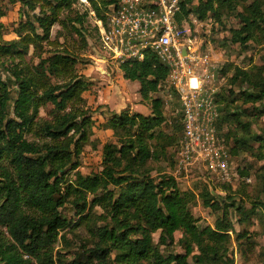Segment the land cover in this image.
<instances>
[{"label":"trees","instance_id":"1","mask_svg":"<svg viewBox=\"0 0 264 264\" xmlns=\"http://www.w3.org/2000/svg\"><path fill=\"white\" fill-rule=\"evenodd\" d=\"M11 1L19 2L24 21L18 23V39L12 41L3 39L0 23V66L10 75L7 83L0 77V264H111V254L115 255L116 264H234L231 236L236 235L234 242H239L246 235H238L228 218L227 210L234 207V203L228 204L230 198H202V205L213 213L220 212V216L214 225L200 228L189 208L191 194L181 192L170 175H151L150 163L166 157L164 140L172 141V137L176 139L174 144L167 145L174 149L175 164L182 134L180 107V119L167 121L163 100L157 96L163 89L175 95L168 85L166 66L151 52H146L142 61L119 66L126 80L139 84L141 97L150 102V114L122 111L107 117L106 128L113 131L116 144L103 146L99 172L83 176L77 170L78 158L93 134V121L83 98L90 81L76 73L80 58L65 46L67 36L84 37L83 18L62 17L70 11L73 0ZM225 1L230 0L220 4L223 6ZM90 2L98 20L105 25V14L119 0H107L102 8L95 0ZM191 2L180 0L178 22L187 15L185 7ZM263 7L260 0H254L238 14L239 26L230 30L232 44L243 46L253 41L264 45ZM217 9L213 0H204L194 13L203 21L207 14L218 17ZM55 25H60L61 30L51 43ZM44 42L50 47L53 43L59 45L45 52L41 49ZM86 45L84 42L82 49ZM30 48L38 59L37 65L26 61ZM229 79V93L235 95L238 87L253 113L241 108L230 111L224 106L218 110L217 134L224 136L222 128L234 120L236 129L241 127L242 134L249 136V126L242 116L264 117V65H254L248 71L239 68ZM244 86L252 92L242 91ZM40 106L52 107L51 119L41 120L39 128H35L36 139L29 140L26 133L38 125L35 117ZM237 136L233 138L229 161L231 154L239 151L264 160V156L253 153L249 142ZM253 139L259 148L264 147L263 136ZM73 172L74 179L69 180L68 175ZM96 204L107 214L101 227L96 223L89 226L87 221L89 210ZM255 208L264 216L263 203L253 205L252 211ZM67 211L78 217L74 228L87 221L89 238L80 245L85 262L71 254L68 244L63 246V232L72 230V223L64 216ZM235 211L244 213L240 207ZM236 222L245 223L243 219ZM176 233L181 234L177 243L182 253L169 251L176 243ZM154 235H158L157 242ZM87 244L91 247L87 248ZM69 255L73 258L68 259ZM260 255V264H264V247Z\"/></svg>","mask_w":264,"mask_h":264},{"label":"rangeland","instance_id":"2","mask_svg":"<svg viewBox=\"0 0 264 264\" xmlns=\"http://www.w3.org/2000/svg\"><path fill=\"white\" fill-rule=\"evenodd\" d=\"M106 1L95 0L99 8H102V4ZM200 1L204 0H192L191 3H187L185 7L187 15H183V18L190 23L191 28L199 29L200 36L204 38L205 47L211 51L213 59L218 62L222 74L226 77L217 99L218 110H222L226 106L227 110L230 111L241 108V111L246 110L252 114V106L244 103L238 87L234 89L235 95L229 93L231 89L229 78L239 68L248 71L254 65H264V45L250 41L240 46L230 42V30L237 29L239 26L238 14L242 13L244 7L254 0H230L225 1L226 4L223 6L220 4L223 0H213L214 6L219 8L217 9L219 16L212 17V15L207 14L205 20L200 22L201 25L194 27L195 24L191 22L193 20L200 21L194 13V8L198 6ZM260 2L264 4V0H260ZM0 11L2 12L0 23L2 24L1 35L3 39L5 41L17 40L18 23L24 21L19 2L0 0ZM66 16L72 20L76 19L77 16L82 17L83 24L81 28L85 30L84 37L74 34L73 36H67L68 41L65 46L77 53L80 58L75 67L76 73L90 81L83 98L85 101L84 108L88 110L93 121V134L78 158L80 166L77 169L83 176H87L100 171L103 146L107 143L116 144L113 131L106 128L107 117L112 113L120 114L122 111H127L129 114H148L150 102L141 97L139 86L135 85L137 82L126 80L119 65L114 63L108 57V54L103 51L99 40V24L102 22L98 20L97 14L93 11L90 0H73L70 11L64 13L62 17L65 18ZM217 18H219V21ZM68 28L71 31L70 25ZM60 30V25H55L52 28L51 43L55 41L57 32ZM59 42L62 43L63 40L60 39ZM84 42L87 45L86 48L82 49ZM58 45V43H53L50 47L44 42L41 44V49L48 52L50 49L58 47ZM25 58L29 65L38 64V59L33 55V48L29 49ZM9 76L0 66L2 80L7 83ZM53 82L55 81L53 80ZM245 88L246 86L242 91H245ZM246 92L249 94L252 90H246ZM14 95L15 93L12 92V96ZM157 96L163 100V111L166 120H179L177 97L167 89H163ZM51 109L50 106H40L38 108L35 117V122L38 125L33 127L30 133H26L29 140L36 139L35 128H39L41 120L51 119L49 116ZM242 121L249 126V136L251 138L246 134H242L244 131L241 127L236 129L237 124L234 120L230 121L229 125L221 130L224 136L220 135L219 137H223L226 142V145H224L227 154L229 155L230 150H232L233 138L238 135L240 138H244L246 143L249 142L254 150L253 153L261 157L264 156V147L259 148V143L253 141L254 136L264 137V117L251 118L248 115H243ZM235 129L237 130L236 133ZM175 140L174 137H172V141L164 140V146L167 149L166 157L159 162L150 163L152 177H156L158 173L173 177L175 164L172 163V156L174 149L167 143L174 144ZM151 145H155L154 142ZM231 155L232 158L229 161L231 170L228 181L221 180L215 173L209 172L208 169L200 165L192 166L186 172H182L179 177H175V181L181 192L191 194L189 208L198 220V227L200 228L214 225L215 219L220 216V212L213 213L205 208L201 199H208L209 197L214 200L230 198L228 204L232 202L234 207L227 210L228 218L234 224L238 235H242V233L246 235V239H241L239 242H234L236 235L231 236L233 240L230 244V255L234 258V264H260L262 261L260 250L262 252V247H264V216L261 215L259 208L252 211V206L264 204V160H257L251 157L252 155L241 151L237 155ZM230 162H232V165ZM74 174L75 172L70 173L68 179L73 180ZM88 202H91L90 197ZM239 207L243 209L244 213L240 214V211H235ZM89 212L87 215V221L90 222L89 226L94 223L98 227L104 226L105 223L102 220L105 216L107 217L106 212L104 213L97 204ZM252 213L255 214L252 215ZM64 216L72 223V230L68 228L63 232L66 240L63 246L66 247V244H68L71 254L78 256L81 262H85L84 249L80 245H83V242L89 238L87 234L88 227H86L87 221L74 228L73 226L78 217L69 211L65 212ZM98 216H101V220L98 219ZM240 219H243L245 223L239 225L236 221ZM180 237V233L175 234L176 243L169 248L170 252H183L182 247L177 243ZM153 238L154 242H157L158 235H154ZM90 247L91 245L87 244V248ZM67 258L70 259L73 256L69 255ZM114 258L115 255L111 254V264H116Z\"/></svg>","mask_w":264,"mask_h":264},{"label":"built area","instance_id":"3","mask_svg":"<svg viewBox=\"0 0 264 264\" xmlns=\"http://www.w3.org/2000/svg\"><path fill=\"white\" fill-rule=\"evenodd\" d=\"M179 14L180 0H119L105 14L106 24H99L101 47L119 66L142 61L146 52L166 66L168 85L182 113L173 177L200 165L228 181L229 155L216 128V96L226 77L205 47L199 29L191 28L184 18L178 22ZM200 22L191 23L197 27Z\"/></svg>","mask_w":264,"mask_h":264},{"label":"crops","instance_id":"4","mask_svg":"<svg viewBox=\"0 0 264 264\" xmlns=\"http://www.w3.org/2000/svg\"><path fill=\"white\" fill-rule=\"evenodd\" d=\"M137 87L139 86V84L138 83H136L135 84ZM150 114V111H149V113L148 114H145V115H149ZM144 115V114H143Z\"/></svg>","mask_w":264,"mask_h":264}]
</instances>
